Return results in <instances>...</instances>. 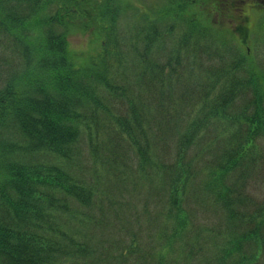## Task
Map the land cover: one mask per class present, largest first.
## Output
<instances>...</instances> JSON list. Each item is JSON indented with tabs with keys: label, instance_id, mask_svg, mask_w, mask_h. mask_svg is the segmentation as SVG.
<instances>
[{
	"label": "trees",
	"instance_id": "obj_1",
	"mask_svg": "<svg viewBox=\"0 0 264 264\" xmlns=\"http://www.w3.org/2000/svg\"><path fill=\"white\" fill-rule=\"evenodd\" d=\"M211 1L0 0V264H264V24Z\"/></svg>",
	"mask_w": 264,
	"mask_h": 264
},
{
	"label": "rangeland",
	"instance_id": "obj_2",
	"mask_svg": "<svg viewBox=\"0 0 264 264\" xmlns=\"http://www.w3.org/2000/svg\"><path fill=\"white\" fill-rule=\"evenodd\" d=\"M152 1L154 0H142L143 3ZM233 5V12L235 16H247L250 22H256L257 19H260L264 24V0H235ZM255 9H259V11L256 12ZM226 10L228 9L226 8ZM247 38L249 39L248 45L251 48V54L254 58V61L258 62L259 66L262 68V70H264V25L262 28H260L259 32L258 30H253L251 33H249ZM69 41L73 50H86L90 47V38L88 34H72L69 36ZM257 180V191L259 194H264L262 193L264 192V179L262 180V177L260 176Z\"/></svg>",
	"mask_w": 264,
	"mask_h": 264
},
{
	"label": "flooded vegetation",
	"instance_id": "obj_3",
	"mask_svg": "<svg viewBox=\"0 0 264 264\" xmlns=\"http://www.w3.org/2000/svg\"><path fill=\"white\" fill-rule=\"evenodd\" d=\"M218 5H219V6H222V5H224V2L222 3V5H221V3H219Z\"/></svg>",
	"mask_w": 264,
	"mask_h": 264
}]
</instances>
